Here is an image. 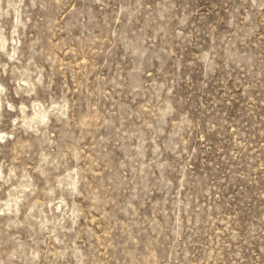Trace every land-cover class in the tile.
Masks as SVG:
<instances>
[{"label":"rangeland","instance_id":"rangeland-1","mask_svg":"<svg viewBox=\"0 0 264 264\" xmlns=\"http://www.w3.org/2000/svg\"><path fill=\"white\" fill-rule=\"evenodd\" d=\"M0 264H264V0H0Z\"/></svg>","mask_w":264,"mask_h":264}]
</instances>
